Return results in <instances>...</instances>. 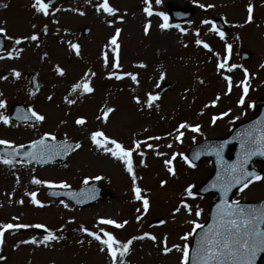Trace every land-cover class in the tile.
I'll return each instance as SVG.
<instances>
[{
  "label": "rangeland",
  "instance_id": "1",
  "mask_svg": "<svg viewBox=\"0 0 264 264\" xmlns=\"http://www.w3.org/2000/svg\"><path fill=\"white\" fill-rule=\"evenodd\" d=\"M101 3L56 0L45 16L32 7L34 0H0V28L5 30L0 33L4 37L0 115L8 118L12 102L20 101L44 117L34 126L9 118L7 125L0 121V140L13 146L48 134L47 138L80 144L71 150L67 168L59 162L43 167L19 160L10 165L0 162V224L29 225L4 231L0 264H113L106 246L87 234L96 232L103 238L101 229L121 243L132 240L127 253L118 254L117 264H181L190 232L205 221L211 201V195L189 194L208 175L210 166L205 160L190 165L187 149L203 139L226 135L234 124L251 116L249 103L264 93V0H148V4L108 0L115 10L111 16L103 9L97 11ZM145 7L153 13L150 17L145 16ZM170 7H191L193 14L176 22L168 14ZM157 13L167 16L171 27L161 29L165 21ZM215 17L224 21L225 31L213 28ZM83 27L90 28L87 36L82 34ZM117 29L118 49L109 43ZM32 35L38 39L31 40ZM197 40L202 43L198 45ZM241 49L249 53L247 60L239 59ZM117 61L119 66L114 68ZM33 74L39 81L37 89L30 86ZM85 81L91 93L83 88L72 91ZM163 86L167 88L159 95ZM149 96L157 99L149 104ZM109 108L113 111L105 119ZM77 119L85 123L78 125ZM181 124L188 127L180 128ZM196 126L199 130L193 132ZM96 131L133 149L131 175L123 161L110 154L112 161L108 166L103 163L106 152L91 141ZM0 159L8 158L0 155ZM167 160L172 163L166 165ZM260 177L236 191L234 198L263 199L264 167ZM33 179L45 183L34 184ZM85 179L98 181L111 198L77 208L45 194L48 183L74 188L85 184ZM134 187L140 189L139 200ZM32 192L43 207L31 203ZM101 219L124 227L100 224ZM36 224L44 227H32ZM13 230L21 232L10 237ZM48 232L57 239L43 242ZM145 233L155 240L132 239ZM185 235L187 240L182 239ZM33 239L37 243H24ZM165 246L171 251L165 253Z\"/></svg>",
  "mask_w": 264,
  "mask_h": 264
},
{
  "label": "snow or ice",
  "instance_id": "2",
  "mask_svg": "<svg viewBox=\"0 0 264 264\" xmlns=\"http://www.w3.org/2000/svg\"><path fill=\"white\" fill-rule=\"evenodd\" d=\"M145 4H148V0H144ZM157 3H159V0H157ZM32 7L35 9L38 13H43L45 16L49 14L48 8L49 4L45 3L44 0H34V4ZM103 9L104 12H106L108 15H113L115 10L109 5L108 0H103V3H101L97 7V11H100ZM144 11L148 15H152V12L150 8L145 7ZM248 19L251 20L252 16V6L249 5L248 7ZM157 15L162 16L165 23H162L160 25L161 29H165L167 27H171V25L167 24L168 17L164 16L162 13H157ZM204 23H210L209 21H205ZM148 25L145 26V33L148 31ZM178 27V26H177ZM215 29V26H213ZM5 30L3 28H0V33H3ZM120 29L116 30V34L112 36L111 40L109 41L110 44L115 45L116 48H119V45L116 43L117 37L119 35ZM221 36V39H223V33H219ZM31 40L35 41L38 39L36 35H32L30 37ZM16 43L19 44L20 40H16ZM196 43L199 45L202 42L200 40H197ZM73 49L77 50L78 53V46L73 44L71 45ZM204 48H209L207 44H203ZM230 47V46H229ZM210 50V49H209ZM114 68L118 67V61L116 63H113L112 65ZM218 68H224V64H218ZM56 71L63 75V71L60 68H57ZM229 71H231V68H229ZM16 76H19L20 74L18 72L14 73ZM120 76H116V79H120ZM132 80H136V77L133 75ZM225 79H229L228 77H225ZM231 87V82L229 80V88ZM83 88L84 92L91 93L93 89L88 85V83L85 81L83 84L77 83L73 86L72 91H76L78 89ZM247 91V88H245V92ZM157 99L155 96H149L148 103L151 104L153 100ZM69 103H72L73 101H68ZM243 102V99H241V103ZM137 103H139V100H137ZM4 107V102L0 100V108ZM31 111V109L29 110ZM113 109L109 108L107 111L104 112L105 119L108 116V113L112 112ZM32 116L37 121H42L44 117L42 115H38L36 112L32 111ZM216 118H213V122ZM0 121H3L5 125L9 123V120L7 117L0 115ZM85 121L83 119H77L76 124L82 125ZM188 127L187 124H181L180 128H186ZM191 130L193 132H196L199 130V126L192 127ZM46 136L48 134H45ZM182 135V133H181ZM52 139H55L52 137ZM158 139V137L156 138ZM179 139V137H177ZM91 141L93 144H95L98 148H103V150L106 153H109L112 157L123 161L127 168V172L131 175L133 173V167H132V153L133 149L131 148H125L121 143L117 142L115 139H109L107 136L104 135L103 132L96 131L91 134ZM136 147L138 148L140 146V142L136 141L134 142ZM0 145H6L8 147H11L10 142L6 140H0ZM37 145L41 146L37 152H31L26 153L25 155L30 157L31 159H39L41 163L44 162V152L49 147L45 145L44 138H41L38 141H33L32 146L33 148H36ZM111 145V147L109 146ZM248 147L246 148L245 155L251 156L257 154V152L261 155H264V134H261L259 137H253L248 140L247 142ZM20 147H23L22 145ZM65 149L68 147L67 145L64 146ZM76 148L80 147V144L77 143L75 145ZM151 147V145H149ZM222 147V145H221ZM242 148H245V145L242 144ZM17 154V150L13 149L11 153H8L10 156H14ZM59 154V153H57ZM217 156H219V152H216ZM141 156H143V152L140 153ZM174 158V157H173ZM0 162L4 164H12L11 159H0ZM187 162V161H186ZM246 162V161H244ZM172 163L171 160L165 161L166 165H170ZM168 171L171 173L173 172V169L171 167L168 168ZM229 176L230 179L224 183L221 184V191L227 192L229 188L232 186V181H234L236 184L243 183V187H247L249 183L252 182V180H259L261 179L260 176L256 175L255 173L246 172L243 169V162H238L237 164H234L230 166L229 170ZM246 177H251V179H246ZM95 179L99 180L100 177H96ZM132 182L133 185H135L136 177L132 176ZM32 183L34 184H41L45 183L43 181L33 179ZM84 183L87 184L88 180L85 179ZM49 188L54 187H60V188H68L69 186L66 183H61L59 185H54L51 183H48ZM133 191L136 193V199H140V189L134 187ZM57 193L53 192L52 195H56ZM191 194V193H189ZM31 203L34 205H38L40 207H43L44 205L41 204L39 200L36 199V193L32 192L31 194ZM73 199H75V195L72 196ZM80 201L77 200V203ZM19 203H23V201H19ZM63 204V201H61ZM144 210L147 211L148 209V201L144 200ZM236 202L234 201L232 204H228L227 201H223L221 205H218L217 208L219 210V220L214 224L209 226V230L207 233H205L201 240H199L197 250L193 256L194 264L198 261L199 264H254V259L258 252H264V228L261 227V223L264 222V209L261 210H248V209H241L236 208L234 205ZM67 207V205H64ZM196 215L199 216V211L196 212ZM16 219V218H14ZM140 217H137V220H139ZM100 224L104 225H113L116 228H122L124 227V224H118L115 221L111 219H101L99 221ZM125 224L127 221L124 222ZM29 225L27 224H21V223H6V224H0V243L3 242V235L4 231L9 229H21V228H27ZM32 227L35 228H43V225L36 224L32 225ZM201 227L199 224L194 225L195 228ZM82 232L87 231L83 227L80 229ZM103 238L101 235L97 234L96 232L88 231L87 234L92 237L95 240H98L101 245L106 246L108 255L112 258L113 264H117V256H124L128 249L129 245L132 243V240H128L127 242L121 243L118 241L112 233L103 231ZM145 237L155 240V237L150 236L148 233H145L143 236L140 237H133L132 239H144ZM57 239L56 236H54L51 232H48V235L44 237L43 242H47L49 240H55ZM182 239L187 240L188 236L185 235L182 237ZM24 243H37L36 240L31 241H24ZM179 249V246H174ZM104 250L103 248L101 249ZM163 251L165 253H168L171 251L170 248L164 247ZM189 256V249L187 245H184L183 247V258L181 260V264H187ZM2 259V257H0ZM122 264V262H120Z\"/></svg>",
  "mask_w": 264,
  "mask_h": 264
},
{
  "label": "water",
  "instance_id": "3",
  "mask_svg": "<svg viewBox=\"0 0 264 264\" xmlns=\"http://www.w3.org/2000/svg\"><path fill=\"white\" fill-rule=\"evenodd\" d=\"M53 1L54 0H46V3L50 4ZM169 12L176 20H184L190 17L192 14V10L190 8L185 10L170 8ZM216 23L219 27H223L221 20L216 19ZM88 32V28L84 29V34H87ZM2 47L3 39L0 37V50ZM241 58H248V54L245 51H242ZM31 84L33 88L38 87L36 75H33ZM13 107L14 108L11 118L21 122H28L32 124L37 123V120L30 114L23 104L15 103ZM255 108L256 112L254 113L253 117L250 120L239 123L233 127L228 136L222 139L205 140L194 145L187 153V157L192 163L198 162L203 158H207L211 164V173L209 177L203 183L195 186L192 189V192L200 195H206L208 193L214 195L208 212L207 223L201 226L193 235L188 264H194L193 256L198 247L197 242L201 240L205 233L208 232L209 226L214 225L219 220V210L217 206L221 205L223 201H227L228 204H232L233 202L231 201L230 197L233 191L243 185V183L236 184L234 181H232V186L227 192L221 191V184L230 179V166L237 164L238 162H243V169L246 172L255 173L256 175H259L260 173V169H257L253 166V161L259 160L264 162V155H261L257 152L255 155L246 156L245 151L248 147L247 142L249 139L253 137H259L261 134H264V95L256 100ZM41 138H44L45 145L49 146L44 152L43 163H41L39 159H31L25 155L26 153L37 152L41 147L37 145L36 148H33L32 142L22 145L23 147H20L21 145L15 147H1L0 153L10 158H19L25 160L26 162H34L39 165L59 160L64 166H67V156L70 149L74 146V143L68 142L66 140H48L45 137ZM242 144L245 145V148H242ZM65 145L68 146L66 149L64 147ZM13 149L17 150V154L14 156L8 155V153H11ZM217 151L219 152V156L216 154ZM250 178L251 177H246V179ZM53 192L57 194L52 195ZM47 194L51 197L63 198L64 200H67L77 206H82L93 202L100 197H111V195L104 192L96 182L72 190L50 189L47 191ZM73 194L76 197L75 199L72 198ZM77 200L80 202L77 203ZM234 207L248 210H261L264 209V200L258 203H252L249 201L236 202ZM261 227L264 228V222L261 223ZM263 255L264 252H258L254 259V264H259V260ZM196 264H199V262L197 261Z\"/></svg>",
  "mask_w": 264,
  "mask_h": 264
},
{
  "label": "bare ground",
  "instance_id": "4",
  "mask_svg": "<svg viewBox=\"0 0 264 264\" xmlns=\"http://www.w3.org/2000/svg\"><path fill=\"white\" fill-rule=\"evenodd\" d=\"M153 14V13H152ZM146 17H150L151 15H148L147 13H145ZM68 46V45H66ZM3 101V100H2ZM111 156H109V153H105L104 154V158H103V163L108 166V164L112 161V159L110 158Z\"/></svg>",
  "mask_w": 264,
  "mask_h": 264
}]
</instances>
